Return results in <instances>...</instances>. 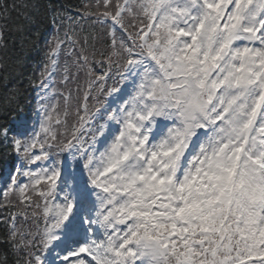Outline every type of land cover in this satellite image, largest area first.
Segmentation results:
<instances>
[{
  "label": "snow or ice",
  "instance_id": "6c2138e0",
  "mask_svg": "<svg viewBox=\"0 0 264 264\" xmlns=\"http://www.w3.org/2000/svg\"><path fill=\"white\" fill-rule=\"evenodd\" d=\"M0 89V264H264V0H0Z\"/></svg>",
  "mask_w": 264,
  "mask_h": 264
},
{
  "label": "trees",
  "instance_id": "16d2710c",
  "mask_svg": "<svg viewBox=\"0 0 264 264\" xmlns=\"http://www.w3.org/2000/svg\"><path fill=\"white\" fill-rule=\"evenodd\" d=\"M61 2L72 6L74 10L76 7H80L82 3L86 2V0H61ZM0 91H2V89H0ZM3 213H4V209L0 208V214ZM2 231H3V225H0V232Z\"/></svg>",
  "mask_w": 264,
  "mask_h": 264
}]
</instances>
